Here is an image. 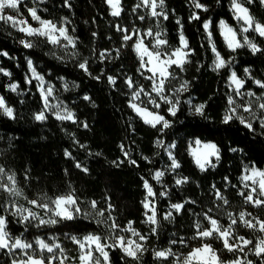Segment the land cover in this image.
Here are the masks:
<instances>
[{"label":"trees","instance_id":"16d2710c","mask_svg":"<svg viewBox=\"0 0 264 264\" xmlns=\"http://www.w3.org/2000/svg\"><path fill=\"white\" fill-rule=\"evenodd\" d=\"M199 2L207 6L206 12L196 9L191 0H165L169 19L161 22L167 40L173 48L179 46L180 26L176 23L179 19L193 54L189 57L190 63L185 66L186 70H177V78L171 81L190 82L188 91L180 95L181 103L176 116L168 115L163 106V111L159 110L160 114L171 121V127L163 133L145 124L129 107L130 90L124 83L123 73L133 76L139 86H149V80H142L140 73L136 71L139 61L132 48L133 41L122 48L120 56L115 59L102 61L99 58V53L105 50L115 56L112 50L120 48L122 33L117 31V25L128 29L149 28L151 19L139 20L132 12L137 0H121L123 11L119 17L111 15L106 0H70L71 7L65 6L63 0H44L42 4L26 0L27 7L36 6L43 19L56 23L67 19L69 34L78 40L77 48L69 47L68 54L62 49L53 48L44 38L25 37L16 28L0 21V51L9 54L7 57L0 56V68L11 73L10 77L0 73V95L13 107L16 117L10 119L0 114V164L15 174L17 186L28 199L55 198L74 192L82 202L81 208L88 201L96 200L99 202L98 207L104 210L110 202L113 205L114 221L120 227H125L131 221L132 227L146 237V250L140 256L139 264H168L167 259L156 258L154 252L167 247L173 239L192 240L197 222L208 227L207 221L197 215L208 208L214 209L213 215L222 224L228 223L226 211L235 217L244 211L264 218V209L245 205L238 194L242 190L240 177L246 165H255L264 170V133L258 122H254L255 133L246 129L239 121L228 124L222 122L228 108V96L231 94L227 84L229 69L232 68L240 78L245 79L244 90H252L260 95L261 90L247 78L244 69H250L251 76L264 81V55H253L246 47L235 52L227 48L218 23L224 20L235 30L238 29L239 23L231 10V0H219V3L217 0ZM245 6L250 8L257 20L264 22V7L259 0ZM21 13L27 16V8H22ZM193 13L198 14L200 19L191 20ZM206 21L210 22L212 42L221 56L225 60H232L234 57L230 67L218 71L212 68L214 54L203 28ZM93 33H96L95 37ZM247 35L264 47L263 38L255 33ZM21 39H30L35 47L24 48L19 43ZM73 51L79 55L73 57ZM26 58L33 61L36 71L59 92L67 84L63 99L74 111L78 122L57 120L52 115H47L48 118L44 121L34 119V114L42 109L43 104L35 81L26 83L29 72ZM85 58L91 62L89 70L101 79H93L78 67V63ZM109 75L117 77L116 85L108 83ZM10 83L18 85L17 92L9 90ZM85 96L90 97V100H85ZM189 97L196 104L206 103L204 116L190 111L186 102ZM85 123L87 128L83 126ZM192 139L212 142L217 146L220 160L214 161L215 168L209 167L201 171L197 167L188 150ZM158 140L163 141V145L158 146ZM172 143L175 145L172 153L180 163V168L175 170L174 178L170 175L164 177L167 195L160 196L161 187L153 178L154 172L169 164L165 146ZM66 151L71 155L66 156ZM125 151L128 152L127 158ZM129 159L135 160L136 164L130 163ZM77 164L82 168H77ZM83 168L87 171H83ZM26 175L30 179H26ZM181 177L189 178V182L177 186L175 178ZM225 177L237 187H226ZM144 179L149 181L156 193L158 234H154L144 222ZM213 185L222 189L230 201V206H225L226 211L218 207L222 202L216 201ZM106 196L110 199L106 200ZM189 200L197 203L188 204L187 211L173 213L170 220L164 219L163 214L169 204H183ZM5 201L6 196L0 194V215L9 219V231L13 236L23 233L22 238L29 242L36 236L46 241H50V236H53L68 257L74 259L78 255L77 246L65 238L66 233L79 237L95 233L108 238L106 242L110 243L104 225L97 224L95 220L84 219L83 216L40 228L32 224L25 231L24 225L17 222L18 217L11 216L4 210ZM235 230L245 237L255 236L251 229L243 225ZM208 242L223 260H233L240 254L237 252L234 257L233 253L223 249L221 241ZM201 243L196 239L192 247ZM109 256L111 264H125L123 253L118 248L111 249ZM126 259L127 264H138L131 258ZM247 259L258 260L252 254ZM11 261L12 256L6 250H0V264H11Z\"/></svg>","mask_w":264,"mask_h":264},{"label":"snow or ice","instance_id":"6c2138e0","mask_svg":"<svg viewBox=\"0 0 264 264\" xmlns=\"http://www.w3.org/2000/svg\"><path fill=\"white\" fill-rule=\"evenodd\" d=\"M64 5L71 7L70 0H63ZM219 3V0H217ZM256 0H231V9L233 10L234 18L237 20H242L243 25L240 28V33H255L256 36L264 38V22L257 20L250 12V8L245 5H251L255 3ZM35 3H44V0H34ZM106 3L111 8V15L114 17H119L123 8L121 6V0H106ZM191 3L196 9L207 11L206 5L199 2V0H191ZM259 3L264 6V0H259ZM26 7L28 16L31 17L32 21H36L39 27H33L27 19H17L16 16L6 14V11L11 9L14 10L17 15H20L21 9ZM144 9L145 14L139 15L138 10ZM39 9L36 6L27 7L26 0H0V21L5 23L10 22L12 27L16 28L20 33H23L25 37H41L53 46V48H58L64 50L65 54H68V49H76L78 45V40L76 37L69 35V30L63 25H57L56 22L52 20L43 19L41 15L38 14ZM133 14L137 15V19L144 20L148 16L153 18H162L163 20H168L169 15L165 10V0H138L132 9ZM191 20H199L200 16L193 13L190 17ZM176 23L180 26L179 31V46L173 48L166 38V33L161 28L158 31H153L149 29L147 32H141L139 29H128L117 25V31L122 33V43L120 48L114 49L115 56L109 50H105L99 53L100 60L115 59L120 56L121 49L124 48L129 42L134 41L132 44L133 51L136 53L137 59L139 61V67L136 69L141 76L145 79L151 81V90H147L140 87L133 76H129L126 73L124 75V83L131 92L129 97V107L143 119L145 124L150 125L152 128L157 129V131L163 133L164 130L171 127V121L167 119L160 112L155 111L159 109L163 111V105H168L167 113L170 116H176L179 110V105L181 103L179 96L187 92L190 87V82L184 80L179 87L175 88L172 96H169V84L171 81L177 78V70L180 72L185 71V66L190 63L189 57L193 54L192 49L189 46V42L184 36L183 25L178 19ZM203 28L206 33H208V41L211 46V50L215 55L213 61L214 70H221L225 67H230L234 61L225 60L220 52L217 50L215 43L212 42V32L210 29V22L206 21L203 24ZM220 28L222 29V35L225 37L227 47L235 52L240 48H248L253 55L261 54L264 55V47L259 46L255 42V38H250L249 35L242 36V42L237 40V32L229 27L225 21H220ZM74 32L75 29H72ZM96 36V33H93ZM152 37V41H148L146 38ZM66 42V43H65ZM19 43L26 49L33 48L35 45L30 39H21ZM95 51V50H94ZM55 55V53H53ZM73 57L79 55L78 52L73 51L71 53ZM0 56H9L7 52L0 51ZM147 57V59H145ZM62 59V57H56ZM27 59L28 68L31 72L30 77H26V83L31 84L32 80L37 81V88L40 92L41 99L43 101V108L34 114V119L36 121L46 120L47 113L53 112L57 120H71L73 122H78L75 120L74 113L64 106L62 102L56 104L49 103V97L53 96L54 86L51 83H47L44 76L36 71L33 65V61L30 58ZM90 60L85 58L83 61L78 63V67L83 70L87 75L93 79H101L100 76H94L89 70ZM145 72L151 73V75H145ZM244 72L247 78L251 79L252 82L261 90V94L257 95L252 91H242L245 85V79L240 78L235 71H232L228 77L229 87L233 90L234 96L239 97H253L254 99L242 100L240 103L234 99L233 95L228 96V108L222 118V122L228 124L232 121H239L250 132L255 133L256 127L254 121L258 122L259 128L262 133H264V81L255 79L250 74V69L245 68ZM0 73L10 77L11 73L3 68H0ZM108 83L110 85L117 84V77L109 75L107 77ZM10 91H16L18 85L15 83H10L8 85ZM67 88V84L65 85ZM155 94V95H153ZM147 97V101L141 98ZM157 97L159 100H157ZM85 100H90V97L85 96ZM139 101V103H137ZM162 102V103H161ZM153 106V111H149L147 104ZM191 104V101H187ZM144 105V106H142ZM196 115L204 116L206 103H200L197 105H192ZM54 110V111H53ZM247 113V115H244ZM0 114L7 116L10 119H15L14 109L8 106L6 99L0 96ZM85 128L88 125L85 123L83 125ZM196 144L199 145L200 141L197 140ZM157 145H163V141L158 140ZM123 147V146H122ZM166 150L168 151L169 159L171 161V170L175 171L180 168V163L176 157L172 154L171 149L175 147L174 144L166 145ZM204 153L202 156H196V164L201 171H205L207 168H215L216 164L213 163L209 158L214 157L216 161L220 160V150L215 144L208 143L204 146ZM236 151V149H231ZM66 156H70L69 152H65ZM99 155V154H97ZM195 155V153H194ZM125 157H128V152L125 151ZM129 162L136 164L135 160L129 159ZM114 164L119 166V164L114 161ZM77 168H82L80 164L76 165ZM87 171L86 168L82 169ZM163 171H156L154 174V179L160 181L161 177L164 176ZM178 175V174H177ZM26 179H30L26 175ZM226 187L236 188V185L231 184L228 177L224 178ZM242 190L238 191V194L243 198L245 205H250L253 208L264 209V170L258 169L255 165H246L244 173L240 177ZM251 181V183H249ZM189 182V178L181 177L175 180V184L180 186L184 183ZM143 186L147 190V196L143 203L145 209H150L151 215H147V222L152 225H158L159 219L157 216V211L155 204L149 201V197H155L152 185H150L147 179H144ZM213 195L216 197L217 202H222L218 204V207L223 208L226 211L225 206H230V201L225 197L224 192L218 186H212ZM0 192L7 193L9 197H19L21 196L22 190L17 186V181L15 174L11 172L10 169L0 164ZM160 196H166L167 192H160ZM109 200L110 197H105ZM81 201L79 197L75 195L74 192H68L56 196L55 198H48L47 201L44 199H27V204L32 207H24L23 205H17L15 200L9 201V203L4 207L11 216L18 217L17 222L24 225L25 231L28 227L36 223V227L40 228L45 225H56L62 221H71L83 216L84 219L95 220L97 224L104 225L110 232L112 231H131L133 236H137L140 240H144L145 237L138 233L133 227L132 222H128L126 229L120 227L118 223L114 220L112 223H108L111 218L110 209L113 205L109 202L107 208L101 210L98 207L99 202L96 200L88 201V205L92 211H83L81 208ZM195 200L185 201V203H172L170 208L175 212L179 213L182 210L187 211L188 204H196ZM33 208L44 209L49 215L48 219H44L37 215ZM107 212V216L105 213ZM214 209L208 208L206 211H202L197 214L203 217L204 221L210 225V227H204L200 222L195 224L196 233L192 239H198L202 241L201 246L192 248V250L185 256L178 257V264H225L223 259L218 255L217 250L213 248L209 240L221 241L223 244V249L230 253H233L234 257L237 252L242 253L245 259L235 257L233 260L229 261L228 264H264V235L258 236L255 240L247 239L243 235H238L236 228L239 225L251 229L254 233L264 234V218L254 217L251 213H246L241 211L238 217L233 216L231 212L226 211L228 217L227 227L220 223L217 216L213 215ZM173 216V212L169 211L164 219L170 220ZM10 221L7 217L0 215V250H6L9 255L12 256L11 264H66L69 259L64 255L65 250L58 243H49L39 236H36L34 242H29L23 239V233L20 236H13L9 231ZM152 232L158 234L157 228L153 227ZM65 238L71 240L72 243L76 244L79 248V264H111L109 252L113 248H118L125 258V264H127L126 258H131L133 261H140V256L146 250L144 246L136 241L127 239L124 236H116L113 243H107L108 238L102 237L95 233H88L82 238L76 235L65 234ZM53 240L55 238H52ZM171 243L175 245L176 240H172ZM179 243L184 245L186 242L183 238L179 240ZM39 249V253H37ZM58 250L60 255L57 256L56 251ZM47 252L49 255H44ZM95 253H99L96 256ZM19 254V258H17ZM252 254L258 258L257 261L246 259V257ZM173 253L171 249L156 250L154 256L160 259H167L172 256ZM103 257V260L100 259Z\"/></svg>","mask_w":264,"mask_h":264},{"label":"rangeland","instance_id":"374dc122","mask_svg":"<svg viewBox=\"0 0 264 264\" xmlns=\"http://www.w3.org/2000/svg\"><path fill=\"white\" fill-rule=\"evenodd\" d=\"M33 3H34V0H31ZM137 2H138V0H137ZM109 6V5H108ZM230 6H231V3H230ZM110 7V6H109ZM264 7V6H263ZM232 10V9H231ZM110 11H112L111 10V8H110ZM232 12H233V10H232ZM6 14H9V15H13V16H16L17 17V19H27L28 20V22L33 26V27H39V24H38V22H36V21H32L31 20V17L30 16H28V13H27V16H24L22 13H20V15H17V13L14 11V10H11V9H9V10H7L6 11ZM138 14L139 15H144L145 14V11H144V9L142 8V9H140V10H138ZM148 19H151V23H150V26H149V28H147V29H145V30H140L141 32H147L149 29H151V30H153V31H158V30H160L161 28H162V18H159V19H157V18H153V17H151V16H148L147 17ZM237 20V19H236ZM209 22V21H208ZM237 22L239 23V26H238V29L237 30H235L233 27V30L234 31H236L237 32V40H240L241 42H242V36L243 35H247V33H243V34H241L240 33V28L242 27V26H244L243 25V21L242 20H237ZM226 23V22H225ZM7 24H9L10 26H12L11 25V23L10 22H8ZM66 24H67V19H62L59 23H57V25H63L64 27H66L67 28V26H66ZM227 24V23H226ZM228 25V24H227ZM218 26H219V24H218ZM229 27H231L230 25H228ZM123 28H125V27H123ZM163 29V28H162ZM219 31H220V34H221V36H222V38H223V41H224V43L226 44V41H225V37H224V35H222V29L219 27ZM207 34V36H208V33H206ZM69 35H71V34H69ZM152 37H147L146 38V43L148 42V41H152ZM264 39V38H263ZM66 43V42H65ZM133 43H134V41H133ZM226 46H227V44H226ZM228 48V47H227ZM136 54V53H135ZM214 54V53H213ZM145 59H147V57H145ZM214 59H215V55H214V58H213V61H214ZM212 68L214 69V65H213V62H212ZM28 70H29V68H28ZM233 71V69L232 68H230L229 69V75H230V73ZM145 75H151V73H148V72H145ZM31 76V72H30V70H29V72H28V76L27 77H30ZM229 77V76H228ZM141 79L142 80H147V79H145L144 78V76H141ZM33 81H35V83H36V86H37V81L35 80V79H33ZM46 81V80H45ZM47 83H50V82H48V81H46ZM182 82H178V81H175V82H170V84H169V90H168V94H169V96H172V94H173V92H174V90H175V88H177V87H179L180 86V84H181ZM52 84V83H51ZM227 84H228V87H229V79H227ZM53 85V84H52ZM54 86V85H53ZM140 87H142L141 85H140ZM151 87H152V84H151V81H149V86H148V88H145V89H147V90H151ZM9 88V87H8ZM54 89H55V87H54ZM229 89H230V91H231V94L230 95H233L234 96V93H233V90L229 87ZM37 90H38V88H37ZM64 91H65V85H64V88H63V91H61V92H59L58 90H54V92H53V96L52 97H49V103L50 104H56V103H59V102H62V104L64 105V106H67V108L69 109V110H71L73 113H74V111L71 109V107H70V105L68 104V103H66L65 101H64V99H63V95H64ZM242 91H252V90H244V89H242ZM15 92H17V90L15 91ZM253 92V91H252ZM40 93V92H39ZM153 95H155V94H153ZM1 96V95H0ZM131 96V92L129 93V97ZM142 100H144V101H147V97H143L142 96V98H141ZM179 99H180V96H179ZM234 99L237 101V103H240L242 100H250V99H254L253 97H247V96H245V97H239V96H234ZM157 100H159V98L157 97ZM187 101H191V104H189V103H187L188 105H189V107H190V111L191 112H193V113H195L194 112V108L192 107V105H197L196 103H194L193 101H192V98L191 97H189V98H186V102ZM137 103H139V101L137 102ZM162 103V102H161ZM42 104H43V101H42ZM9 106V105H8ZM142 106H144V105H142ZM147 106V108H148V110L149 111H153L154 109H153V106L149 103V104H147L146 105ZM162 106L163 107H165L166 109H167V107H168V105H163L162 104ZM42 108H43V106H42ZM54 111V110H53ZM155 111H157V112H159V109H155ZM47 115H52L54 118H55V115L53 114V112H48L47 113ZM244 115H247V113H244ZM143 120V119H142ZM69 121H71V120H69ZM254 122H256V121H254ZM198 139H192L190 142H189V146H188V150H189V153H190V156L192 157V159H193V161H194V163L196 164V156H202V154L204 153V145L205 144H208V143H212V142H203V141H200V144L199 145H197L196 144V141H197ZM173 144V143H172ZM172 144H169V145H172ZM212 144H214V143H212ZM160 146V145H159ZM165 150H166V147H165ZM172 150H173V148L171 149V152H172ZM194 153H195V155H194ZM166 154H167V157H168V159H169V155H168V151L166 150ZM173 154V153H172ZM213 163H214V161H215V158L214 157H210L209 158ZM170 165H171V161H170V159H169V164L164 168V169H159V170H156V171H163L165 174H164V176L163 177H161V180L158 182L159 183V186L161 187L160 188V192H164V191H166L167 192V185L163 182V179H164V177L166 176V175H170V176H173V175H175V171H173V170H171V167H170ZM197 165V164H196ZM248 166H250V165H248ZM198 167V166H197ZM245 169V168H244ZM155 171V172H156ZM155 172H154V174H155ZM243 173H244V170H243ZM242 173V174H243ZM173 178H174V176H173ZM177 178H175V180H176ZM249 183H251V181H249ZM145 191H146V193H145V196H144V200H143V202L145 201V197L147 196V190L145 189ZM0 194H2V195H5L6 196V201H5V204H4V207L9 203V201H11V200H15L16 202H17V205H23L24 207H32L31 205H29V204H27V199L28 198H26L25 196H24V194H22L21 196H19V197H9L8 196V194L7 193H4V192H0ZM37 199H44L45 201H47V199H48V197H39V198H37ZM149 199V201H151V202H153L154 204H155V208H156V197H149L148 198ZM142 205H143V203H142ZM106 208H107V204H106ZM82 210L83 211H92V209L90 208V206L88 205V203L82 208ZM33 211H35L36 213H37V215L38 216H40V217H42V218H44V219H48L49 218V215L45 212V210L44 209H41V208H33ZM110 212H111V218L112 219H110L109 221H108V223H112L113 222V220H114V217H113V213H112V209H110L109 210ZM169 211H172L173 213H175V211L173 210V209H171L170 208V204L165 208V212H164V216L169 212ZM7 212V211H6ZM147 215H151V211H150V209H145L144 208V217H145V220H144V222H145V224H146V226L150 229V230H152V228L153 227H156L157 228V225H152V224H150V223H148L147 222ZM239 215V214H238ZM238 215L236 216V217H238ZM105 216H107V212L105 213ZM253 216V215H252ZM254 217H257V216H254ZM229 222V221H228ZM36 223H38V221H34L33 222V225H36ZM221 223V222H220ZM222 224V223H221ZM228 224V223H227ZM227 224H222V225H224L225 227H227ZM242 225V224H241ZM127 226H128V224L125 226V227H121V228H123V229H126L127 228ZM208 227H210V225L208 226ZM107 229V228H106ZM107 231H108V235H109V240H110V243H113V241H114V238L116 237V236H124L125 238H126V240L127 239H131V240H133V241H136L137 243H140V244H142L143 246H145V241H146V237H145V239L144 240H140L137 236H133L132 235V233H131V231H119V230H117V231H112V232H110L108 229H107ZM137 231V230H136ZM138 232V231H137ZM237 232V231H236ZM138 233H140V232H138ZM238 234V233H237ZM239 235V234H238ZM261 235H264V234H262V233H255V236H253V237H246L247 239H253V240H255L258 236H261ZM83 237V236H82ZM81 237V238H82ZM52 238H54L53 236H50V241H47V242H49V243H58V244H60L58 241H56L55 239L53 240ZM43 239V238H42ZM35 240V239H34ZM34 240L32 241V242H34ZM173 240H176L177 241V243L175 244V245H173L172 243H171V241H170V243H169V245L167 246V247H165V248H163L162 250H165V249H171V251H172V253H173V255L172 256H170V257H168L167 258V261H168V264H178V260H177V258L178 257H182V256H185V255H187L191 250H192V248H195V247H199V246H201V244L199 245V246H195V247H192V244L193 243H195L196 242V239H189V240H186V239H184V241L186 242L184 245H182V244H180L179 243V240L180 239H173ZM61 245V244H60ZM77 246V245H76ZM188 249V250H187ZM54 251H56V254H57V256H59L60 255V253H59V251L58 250H54ZM77 252H78V255H77V259H74L73 257H68V255L64 252V255H66L69 259L67 260V262H66V264H79V259H78V257H79V248H78V246H77ZM37 253H39V249H37ZM44 255H49L47 252H45V253H43ZM95 255L96 256H99V253H95ZM219 255V254H218ZM249 255H251V254H249ZM248 255V256H249ZM220 256V255H219ZM248 256L246 257V259L248 258ZM238 257L239 258H241V259H245V257H244V255L242 254V253H240L239 255H238ZM17 258H19V254H17ZM100 259L101 260H103V257H100ZM224 262H225V264H228V262L229 261H231V260H223ZM57 264H59V262L57 261Z\"/></svg>","mask_w":264,"mask_h":264},{"label":"crops","instance_id":"0c3cea01","mask_svg":"<svg viewBox=\"0 0 264 264\" xmlns=\"http://www.w3.org/2000/svg\"><path fill=\"white\" fill-rule=\"evenodd\" d=\"M220 21H221V20H220ZM220 21H219V23H218V24H219V27H220ZM223 21H224V20H223Z\"/></svg>","mask_w":264,"mask_h":264}]
</instances>
